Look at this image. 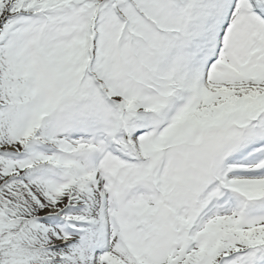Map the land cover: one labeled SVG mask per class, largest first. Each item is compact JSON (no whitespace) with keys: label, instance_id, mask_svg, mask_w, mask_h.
Instances as JSON below:
<instances>
[{"label":"snow or ice","instance_id":"obj_1","mask_svg":"<svg viewBox=\"0 0 264 264\" xmlns=\"http://www.w3.org/2000/svg\"><path fill=\"white\" fill-rule=\"evenodd\" d=\"M0 264H264V0H0Z\"/></svg>","mask_w":264,"mask_h":264}]
</instances>
